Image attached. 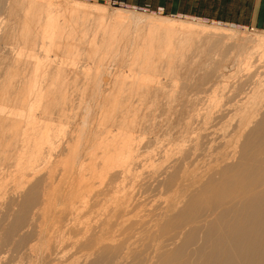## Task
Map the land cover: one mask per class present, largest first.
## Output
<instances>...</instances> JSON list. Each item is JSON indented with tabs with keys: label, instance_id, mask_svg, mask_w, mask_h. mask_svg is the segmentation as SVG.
<instances>
[{
	"label": "bare ground",
	"instance_id": "obj_1",
	"mask_svg": "<svg viewBox=\"0 0 264 264\" xmlns=\"http://www.w3.org/2000/svg\"><path fill=\"white\" fill-rule=\"evenodd\" d=\"M129 14L83 0H0V264H264V38L238 40L230 29L163 17L149 21L142 39L117 37L113 50L107 33L131 23ZM71 47L76 57H64ZM237 49L246 56L228 57ZM80 81L106 90L113 111L123 109L109 111L105 127L86 139L84 149L99 140L100 151L74 154L67 169L59 166L72 138L59 135L73 111L68 89ZM155 110L164 115L162 133L178 145L189 140L152 175L153 186L146 182L170 197L131 218L140 194L125 178L134 194L122 193L119 180L117 193H104L111 199L100 195L112 200L122 233L111 231V220L81 222L97 175L114 183L137 170L131 165L143 146L134 132L152 130ZM200 159L210 166L185 182ZM46 205L59 208H49L55 216ZM43 208L50 225L33 227ZM70 237L73 254L64 244Z\"/></svg>",
	"mask_w": 264,
	"mask_h": 264
},
{
	"label": "rangeland",
	"instance_id": "obj_2",
	"mask_svg": "<svg viewBox=\"0 0 264 264\" xmlns=\"http://www.w3.org/2000/svg\"><path fill=\"white\" fill-rule=\"evenodd\" d=\"M37 1H40V0H37ZM83 1H87V2H91V3H93V4H98V5H101V6H103V7H105L107 10H109L110 12L111 11H113V10H115L116 8H121L123 11H125L126 12V14H128V13H130L129 14V16H131L132 18H131V23H128V21L126 22H121V26H120V28L117 30V31H115V33H113L112 35H108V34H110V32H108L107 33V37L109 38H111L110 39V43H112V49L113 50H116L118 47L116 46V44H115V40L117 39V37H127L128 38V36L129 35H131V33H135L136 34V37L138 38V39H142L143 38V36H142V34H141V30H145L147 27H148V24H149V21H152L151 19H155L156 18V20L157 19H160V18H163V17H169V18H173V19H178V20H189V21H193V22H195V23H199V24H203V25H206V26H212V27H216V28H218V27H222V28H226V29H230V30H232L233 32H235V36L236 37H238L237 39L238 40H240V39H247V38H252V37H250V35L251 36H253V37H255V36H258V37H261V38H264V29H259V28H257V27H255V26H249V25H240V24H237V23H230V22H224V21H210V20H207V19H203V18H201V17H197V16H194V15H184V14H177V13H171V12H168L167 11V9L166 10H162V9H156V8H152V7H148V6H130V5H123V4H120V3H118V2H115V1H110V0H83ZM132 14V15H131ZM154 16V17H153ZM139 18V19H138ZM142 18V19H141ZM148 19V20H147ZM150 19V20H149ZM135 21V22H134ZM138 24H137V23ZM143 28V29H142ZM237 32V33H236ZM238 34V35H237ZM69 35H71L70 33L68 34V36L67 37H69ZM247 36H249V37H247ZM86 39H89V41H88V43H91V41L93 40V38H92V36H86ZM73 40H75V38L72 36V38L68 41V42H71V41H73ZM108 41V40H107ZM230 42H228V44H229ZM86 46H89V44H85ZM127 47V46H126ZM125 47V48H126ZM121 49H124V47L121 45V47H120ZM238 51H234V52H232L231 51V55H229L228 57H245L246 56V54L244 53V51L243 52H241V50L240 49H237ZM74 49L71 47V50L69 51V53H67V54H65L64 55V57H76L75 55H74ZM118 55H119V57H121V55H122V57H124V54L123 53H118ZM118 55H116L115 57H118ZM86 57H88V56H86ZM83 58V57H82ZM87 60V59H86ZM80 61H83V60H80ZM99 67H104L103 65H98ZM178 83H179V81H178ZM168 84H169V82H168ZM81 85V86H80ZM83 83H82V81H80V83H79V87H73L72 88V86L70 87V89H68V97H69V100H70V102L68 103V106L70 107V106H72L73 107V111L72 110H69L70 112L68 113V111H67V117H65V119H63V124L62 125H64V124H66L65 126H61V127H63L62 128V130H64V132L65 133H63V131H61V133H60V135H59V137L64 141V140H68V139H70V138H72V140L69 142V149H68V151H67V155L66 156H63L62 157V159H63V163H60V166L59 167H65V168H67L68 166H69V163L71 162L72 163V160H73V158L76 156V155H89V153H91L90 155H92L93 154V151L95 152L96 151V149L98 148H95L96 147V145L98 146V142H99V140L97 141V143L95 142V143H93L94 142V140H92V144L91 143H89V146L86 148V149H84L83 148V145L85 144V142H87L86 141V139H88V137L90 136V135H92V133H94L96 130L95 129H102L103 127H105V123H104V118L107 116V114L109 115L110 114V112L109 111H111L113 114H119V112L123 109V107H122V105L121 104H118V108L116 109V110H114L115 111V113H114V111L112 110V109H114L113 107L115 106V104H114V106L112 105V103H113V101H112V99H111V96H110V94L106 91V90H99V91H97V90H95V88H94V86H93V83H87V84H85V85H83ZM84 89H83V88ZM73 89H75V90H73ZM70 90V91H69ZM79 90V91H78ZM80 92V93H79ZM73 93V94H72ZM207 94H209V93H207ZM207 94H205V93H203L201 96H206ZM71 97V98H70ZM78 97H80V98H78ZM84 97V98H83ZM105 97V98H104ZM83 98V99H82ZM91 98V99H90ZM80 101H79V100ZM105 99V100H104ZM77 100V101H76ZM104 100V101H103ZM109 103V104H108ZM106 104V105H105ZM74 105V106H73ZM78 105V106H77ZM111 105H112V107H111ZM87 109V110H86ZM89 109V110H88ZM103 109V110H102ZM109 109V110H108ZM145 109V107L143 108L142 107V109H140V112H141V114H142V111L143 112H145L146 110H144ZM78 110V111H77ZM105 113H104V112ZM106 111H107V113H106ZM156 111V112H155ZM154 112H155V118H154V120L152 121L151 120V124H153V126H152V130L151 131H148V132H141L142 131V129L141 130H139V128H136V130H135V136L137 137V138H135V141H136V145L138 146V144L140 143V141H141V143H140V146L139 147H142L143 146V148H138L137 147V152H139L140 154H137V156H138V158L135 160L134 159V161H132V167L131 168H135V169H132V170H136V171H130V173H127V174H129V176L128 177H124V178H122V179H118V181L117 180H115V182L113 183H107L108 181L105 179V181H107V182H105L104 180H102L100 177H98V173H97V171L95 170V175H97V177L94 179L95 180V184H94V190L93 191H95L96 190V192H94L95 193V197L93 196H91L90 195V204L89 203H87V205L88 206H86L84 209H87V211L86 210H84L83 208H80L79 209V211L78 212H81V211H84V213L83 212H81V215H80V213L78 214L79 215V217L78 218H80V220H81V222H83L82 220L84 219V221H87V222H84V223H87V224H90L91 223V225H89V226H91L92 227V225H96L97 223L99 224H101L102 223V221L104 222L105 220H111V222H110V227L112 228V232L114 233V234H121L122 233V228H119L120 230L118 231L117 230V228H118V226H119V224H122V223H120L121 222V219H120V217H116L117 215H114V213H116V211H115V209L114 208H112V206L113 205H111L112 203H110V202H112V200H108L109 201V203L107 202L106 203V199H111V197H110V195H108V194H110L111 193V191H113V190H115L116 188L117 189H119L118 188V186L116 187L115 185L118 183V182H120V181H122V180H124L125 178H127L126 180L128 181V184L131 186V184L133 183V188L134 189H132V190H135V191H132V192H135L136 193V197H138L137 196V194L139 195V197H138V200L140 201L139 203H137L134 207H133V209H132V212H131V215H133V216H131V218H133V217H136V218H138V217H141V216H145V215H147V214H150V212L151 211H153L154 210V207H157V206H162L163 204H164V201L165 200H167L166 198H168V197H170V194H171V192L170 191H163V190H161L162 192H160L159 190L158 191H152V190H157V189H154V187H152L151 188V186H153V182L152 181H150L149 182V180H150V178H153V174L154 173H158V172H160V170L162 171V170H164L165 169V167H167V165H171L172 163H173V161L176 159V156H177V150L176 149H178V147L182 144H179L178 145V143H180V142H182V141H179V140H174L173 141V138L174 137H168V134H166L167 132V130H166V126L164 125L165 124V120H164V115H162L161 114V112H160V110H155ZM159 111V112H158ZM111 113V114H112ZM103 114V115H102ZM140 114V113H139ZM101 115V116H100ZM105 116V117H104ZM80 117H81V119H80ZM100 117H102V118H100ZM69 118V119H68ZM156 118H158V119H156ZM84 119V120H83ZM98 119V120H97ZM160 119V120H159ZM102 120V121H101ZM157 121V122H156ZM160 121V122H159ZM99 122V123H98ZM97 123V124H96ZM101 123H103V124H101ZM107 124V123H106ZM156 124V125H155ZM81 126H84V128H82ZM102 126V127H101ZM157 126V127H156ZM161 126H163L164 128H162ZM77 127H79V129L77 128ZM74 128V129H73ZM153 129H155V130H153ZM75 130V131H74ZM164 130H166L164 133H162ZM66 131H67V133H66ZM77 131H79L80 133H78ZM117 131H120V130H117ZM140 131V132H139ZM161 131V132H160ZM76 132V133H75ZM138 132V133H137ZM79 135H78V134ZM142 134V133H144L142 136L140 135V134ZM147 133V134H146ZM159 133H162V134H159ZM64 134V135H63ZM73 134H76V135H73ZM166 135V136H164V135ZM62 135V136H61ZM155 135H156V139L155 138H153V137H155ZM64 136V137H63ZM72 136V137H71ZM81 136V137H80ZM148 136V137H147ZM77 137V138H76ZM141 137V139H138V138H140ZM166 137V138H165ZM64 138V139H63ZM118 138V137H117ZM149 138L151 139V141L152 142H149L150 140H149ZM159 138V139H158ZM78 139H79V141H78ZM169 139V140H168ZM73 140H75V141H73ZM95 140H97V139H95ZM149 140V141H148ZM154 140V141H153ZM176 141V142H175ZM77 142H79V143H77ZM175 142V143H174ZM187 142V143H186ZM185 142V147H187L188 146V142H189V140L188 141H186ZM75 143V146L73 145V144ZM174 143V144H173ZM94 144V145H93ZM187 145V146H186ZM94 146V147H93ZM182 147H184L183 146V144L181 145ZM180 146V147H181ZM184 147V148H185ZM75 148V149H74ZM95 148V150H93ZM73 149V151H75V150H77V151H75V152H71V150ZM87 149H89V150H87ZM98 151H100L99 150V148L97 149ZM97 151V152H98ZM179 151V150H178ZM89 152V153H88ZM176 152V153H175ZM69 153V154H68ZM72 155H71V154ZM77 153V154H76ZM74 154H76V155H74ZM96 154V153H95ZM70 155V156H69ZM87 155H86V157H87ZM140 155V156H139ZM136 156V157H137ZM178 156H179V153H178ZM65 158H66V160H65ZM72 158V159H71ZM68 159H69V161H68ZM173 159V160H172ZM203 159H200L199 160V162H197V164H195V165H192V166H194V167H189V169H191V170H189L188 172H190L191 174H193V173H195L196 175L197 174H199L201 171L203 172L204 170H205V168H207L208 167V165L210 166V163L208 164V160H207V162H206V159L205 160H203ZM68 163H67V162ZM203 163H201V162ZM61 162H62V160H61ZM133 162H138L137 164L136 163H133ZM171 162V164H169ZM67 163V164H66ZM70 163V164H71ZM207 163V164H206ZM205 164H206V166H205ZM135 165V166H134ZM198 165V166H197ZM200 165V166H199ZM196 166V167H195ZM205 166V167H204ZM138 167V168H137ZM194 168H196V169H194ZM198 168V169H197ZM203 168V169H202ZM68 169V168H67ZM194 169V170H193ZM157 170H158V172H157ZM197 172H199V173H196V171ZM135 172V173H134ZM153 172V173H152ZM134 174H135V176H138V177H135L134 176ZM155 174V175H156ZM195 174H193V177H192V175H190L189 173H187V179L185 180V182L187 181V182H189V179H188V177H190V179L192 180L193 178H194V176H196ZM154 175V176H155ZM134 176V177H133ZM149 176H151V177H149ZM132 177V178H131ZM99 178H100V180H99ZM135 179V180H134ZM138 181H137V180ZM120 180V181H119ZM134 180V181H133ZM140 180V181H139ZM152 180V179H151ZM98 181V182H97ZM127 181H122L121 183L123 184V182L125 183V185L126 186H124V188H126L127 187ZM133 181V182H132ZM103 182V183H102ZM117 182V183H116ZM131 184H130V183ZM141 182V183H140ZM146 182H148V184H152L149 188L151 189L150 191H148V186H147V184H146ZM116 183V184H115ZM100 184V185H99ZM103 184L106 186V187H108L109 188V191L108 190H106V189H108V188H106V187H104L103 186ZM110 184L111 185H113V187L112 186H110ZM145 185V186H147V188L148 189H145V190H143L144 188H146V187H144V188H141V186L140 185ZM99 185V186H98ZM119 185V187H120V185L121 184H118ZM124 185V184H123ZM123 185H121V186H123ZM128 185V186H129ZM102 186V187H101ZM130 186H129V188H130ZM111 187V188H110ZM132 187V186H131ZM137 187V188H136ZM141 188V190L139 189V188ZM98 188V189H97ZM121 189L123 192L122 193H124V191L126 192V193H129V194H134V193H132V192H129L128 190H130L129 188H128V190H127V188H126V190L125 189ZM102 189V190H101ZM137 189H139V191H138V193H137ZM144 191V193L147 191V193L146 194H148L149 192V194L147 195L148 197H146L145 195H144V193H143V195H142V192ZM98 191V192H97ZM100 191V192H99ZM102 191V192H101ZM103 191H105V192H103ZM109 192L108 194H104V193H107V192ZM152 191V192H151ZM113 192H115V193H117L116 192V190L115 191H113ZM121 192V191H120ZM141 192V193H140ZM165 192H167V193H165ZM170 192V193H169ZM101 193H103V194H101ZM118 193H119V190H118ZM121 193V194H122ZM158 193V194H157ZM121 194H119V195H121ZM92 195H93V193H92ZM97 195V196H96ZM100 195H102L101 197L102 198H104V199H102L101 197H100ZM107 196V198H105V196ZM111 195H113L112 193H111ZM115 195V194H114ZM169 195V196H168ZM134 196V195H133ZM134 196V197H135ZM144 196V198H142ZM97 197V198H96ZM96 198V199H95ZM99 198H101V199H99ZM142 198V199H141ZM98 199V200H97ZM143 199H145L144 201H143ZM96 200H97V202H96ZM101 200V201H100ZM96 203H94V202ZM100 201V202H99ZM100 203V205H99V203ZM94 203V204H93ZM105 204V205H104ZM107 204V205H106ZM110 206H109V205ZM96 205V206H95ZM92 206V207H91ZM93 206H95L94 208H93ZM104 206H107V207H104ZM91 207V208H90ZM99 207V208H98ZM109 207H110V209L111 210H113V211H111L110 209H109ZM113 207H115V206H113ZM44 208H46L45 210L47 211V208H48V211H50V209H52V211H58V209L59 208H54L53 206L51 207H49V206H44ZM44 208H43V210H41V213H42V211H43V213L44 214H36V215H34L33 217V227H36V228H39V225L41 224V223H45V222H47L48 223V221L45 219V216H46V214H48V212H44ZM50 208V209H49ZM97 208V209H96ZM91 209V211H88V210H90ZM99 209V210H98ZM93 210V211H92ZM95 210V211H94ZM105 210H106V213H105ZM97 211V212H96ZM115 211V212H114ZM85 212H86V214H85ZM89 212H91V213H89ZM112 212H113V214H112ZM46 213V214H45ZM51 215L52 214H54L53 212L51 213V211L49 212ZM105 213V214H104ZM109 213V214H108ZM110 213H111V215H110ZM85 214V216L88 214V216H89V218L90 219H88L87 217H85V216H83ZM105 215V217H107V218H105L104 217V215ZM41 215H42V217H41ZM108 215H110L109 217H108ZM40 216V217H39ZM54 216H55V214H54ZM81 216V217H80ZM113 216V217H112ZM51 217H53V215L51 216ZM98 219H97V218ZM103 217H104V219H103ZM39 218V219H38ZM41 218V219H40ZM100 218V219H99ZM101 218H102V220H101ZM109 218V219H108ZM111 218H113V219H111ZM115 218L116 219H118V220H115ZM38 219V220H37ZM92 219H94V220H92ZM120 219V220H119ZM42 220H44V221H42ZM80 220L79 219H77V223H78V221L80 222ZM89 220V221H88ZM95 220H96V222H95ZM101 222H100V221ZM42 221V222H41ZM50 221H52L51 219H50ZM163 221V220H162ZM93 222H94V224H93ZM40 223V224H39ZM44 223L43 224H41L42 226L44 225ZM83 223V224H84ZM114 223V224H113ZM119 223V224H118ZM80 224V223H79ZM79 224H77V226H79ZM82 223L80 224V226H79V228H81V225H83ZM97 224V225H98ZM40 225V226H41ZM47 225H50L49 223L47 224ZM111 225H113V226H111ZM118 225V226H117ZM41 226V227H42ZM45 226V225H44ZM43 226V227H44ZM117 227V228H116ZM119 227H121V226H119ZM116 230L118 231V232H116ZM121 231V233H119ZM76 232V231H75ZM73 233V232H72ZM78 233V232H77ZM79 235V236H78ZM80 235L81 234H77V236H74V238L75 237H79L80 238ZM73 236V235H72ZM76 240V239H75ZM75 240L72 238L71 239V237H70V239L68 240V239H66V241L64 242V244L66 245L67 244V246H65V245H63V247L65 246L66 248L68 247V245H70L67 249H66V253L67 254H73L71 251H73V252H76V250H75V248L76 247H73V249L75 250H73L72 249V244H74V242H75ZM68 241H69V243H68ZM70 241H72V243H70ZM74 241V242H73ZM38 241H36L35 239L32 241V243L34 244H36ZM67 242V243H66ZM40 245V242H38V246ZM65 251V250H64ZM68 252H70V253H68ZM4 255H6V257L7 256H9L10 255V253L9 252H7L6 254H4ZM3 255V256H4ZM77 255H78V253H77ZM80 255V254H79ZM81 259H83V256L81 257ZM25 261H22V263L21 264H25L24 263Z\"/></svg>",
	"mask_w": 264,
	"mask_h": 264
},
{
	"label": "crops",
	"instance_id": "obj_3",
	"mask_svg": "<svg viewBox=\"0 0 264 264\" xmlns=\"http://www.w3.org/2000/svg\"><path fill=\"white\" fill-rule=\"evenodd\" d=\"M264 29V0H110Z\"/></svg>",
	"mask_w": 264,
	"mask_h": 264
}]
</instances>
